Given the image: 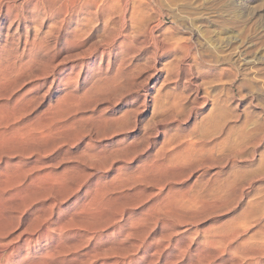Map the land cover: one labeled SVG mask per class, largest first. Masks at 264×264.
<instances>
[{
	"label": "rangeland",
	"instance_id": "374dc122",
	"mask_svg": "<svg viewBox=\"0 0 264 264\" xmlns=\"http://www.w3.org/2000/svg\"><path fill=\"white\" fill-rule=\"evenodd\" d=\"M9 1L0 185L20 176L1 186L0 234L41 223L77 251L22 263L264 264V0H107L108 21L102 0ZM23 127L41 129L27 142Z\"/></svg>",
	"mask_w": 264,
	"mask_h": 264
},
{
	"label": "bare ground",
	"instance_id": "6f19581e",
	"mask_svg": "<svg viewBox=\"0 0 264 264\" xmlns=\"http://www.w3.org/2000/svg\"><path fill=\"white\" fill-rule=\"evenodd\" d=\"M6 0H0V10H2V7H3V4H6V3H4ZM14 1V0H13ZM43 1V0H42ZM42 1H41V4L40 5H42ZM72 1V0H71ZM73 1H76V0H73ZM88 1V0H87ZM86 1V2H87ZM93 1H95V0H92V2ZM102 1H104L103 2V4L105 5V7H104V10L106 11H108V13H109V15H108V17H106L107 19V21H108V19H109V16L111 15L110 14V7H109V3L108 2H106L107 0H102ZM127 1V0H126ZM9 2H11V0L9 1ZM38 2H40V1H38ZM45 2V1H44ZM48 2V1H47ZM61 2V1H60ZM64 2V1H63ZM77 2V1H76ZM75 2V3H76ZM78 2H80L79 0H78ZM84 2V1H83ZM96 2V1H95ZM101 2V1H100ZM105 2L106 3H108V5L107 4H105ZM36 3V2H35ZM66 3V2H65ZM74 3V2H73ZM73 3H71L72 4V6L71 7H73ZM82 3V2H81ZM89 3H91L90 2V0H89ZM97 3V2H96ZM102 3V2H101ZM7 4H8V2H7ZM16 4V3H15ZM39 4V3H38ZM44 4V3H43ZM62 4V3H61ZM78 4V6H79V3H77ZM99 4V3H98ZM97 4V5H98ZM126 4H127V2H126ZM125 4V5H126ZM56 5H57V3H55V9H56ZM59 6H60V4H58ZM63 5H65L64 3H63ZM68 5V4H67ZM67 5H65L64 7V9L63 8H59V10H58V8L56 9V10H54V8L52 9V10H54L55 12H58V11H61V9H62V11H64L65 9H67L68 8V6ZM83 5V4H82ZM82 5H80V6H82ZM100 5H102V4H100ZM100 5H98L97 6V9L96 10H94L95 12H100V11H98V9L100 10L101 9V7H100ZM10 6V5H9ZM43 6H45V5H43ZM14 7V6H13ZM17 7V6H16ZM40 7V6H39ZM50 7V6H49ZM70 7V6H69ZM75 7V6H74ZM73 7V8H74ZM90 7V6H89ZM112 7H114V6H112ZM126 7H127V5H126ZM78 8V7H77ZM128 8V7H127ZM35 9V8H34ZM103 9V8H102ZM5 10V9H4ZM41 10V9H40ZM51 10V9H50ZM51 10V11H52ZM74 10V9H73ZM79 10H80V8H79ZM85 10V9H84ZM112 10V9H111ZM87 11V10H86ZM92 11V10H91ZM127 11V10H126ZM55 12H53V13H55ZM68 12V10H66V13ZM82 12V11H81ZM102 12V11H101ZM47 13V12H46ZM52 13V14H53ZM64 13H65V11H64ZM96 13V14H97ZM107 13V14H108ZM124 12H122V14H123ZM128 13V12H127ZM126 13V14H127ZM19 14V13H18ZM49 14V13H48ZM51 14V13H50ZM72 14L74 15V13L72 12ZM88 14V13H87ZM7 15H10V17L12 18V15H11V13H10V10H8V12H7ZM64 15H67V14H64ZM78 15V14H77ZM97 15H99V14H97ZM125 15V14H124ZM46 16V15H45ZM84 16V15H83ZM127 16V15H126ZM64 17V16H63ZM69 17V16H68ZM71 17V16H70ZM74 17V16H73ZM93 17V16H92ZM92 17H91V19H92ZM102 17V16H101ZM105 17V16H104ZM103 17V18H104ZM121 17V16H120ZM119 17V18H120ZM125 17V16H124ZM124 17L122 16V18H121V20L123 21L124 20ZM13 18H15V19H18L19 18V15H14L13 16ZM44 18V17H43ZM65 18V17H64ZM88 18H90V17H88ZM96 18V17H95ZM115 18V17H114ZM71 19V18H70ZM44 20V19H43ZM60 21H61V19H59ZM58 20V21H59ZM63 20V19H62ZM80 20V19H79ZM102 20V19H101ZM105 20V21H106ZM116 20V19H115ZM118 20V19H117ZM57 21V22H58ZM65 21H66V19H65ZM95 19L93 18V20H92V24H94L95 22ZM104 21V22H105ZM110 21L111 20H109V24H110ZM61 22H63V21H61ZM128 22V21H127ZM131 22H132V20H131ZM65 23V22H64ZM63 23V24H64ZM71 23V22H70ZM89 23V22H88ZM88 23H86L87 25H88ZM91 23V22H90ZM90 23H89V26H91L90 25ZM96 23H97V21H96ZM104 24H107L106 22L104 23ZM109 24H107V26H109ZM55 25H56V23H55ZM60 25H62V23L61 24H58V28L57 29H59V28H61V27H59ZM98 25V24H97ZM123 25V24H122ZM121 25V26H122ZM126 25V24H125ZM65 26V25H64ZM69 26V25H68ZM84 26V25H83ZM88 26V27H89ZM100 26V25H99ZM106 26V25H105ZM111 26V25H110ZM54 27H56V26H54ZM86 27V26H85ZM126 28H127V26H125ZM64 28V27H63ZM62 28V29H63ZM75 28V27H74ZM79 28V27H78ZM80 28H82V27H80ZM90 28V27H89ZM92 28V27H91ZM124 28V27H123ZM123 28H122V30H123ZM61 29V30H62ZM86 29V28H85ZM125 29V28H124ZM56 30V29H55ZM70 30V29H69ZM76 30V29H75ZM74 30V32H73V38H77V37H81L82 38V35L84 34V31H83V29H80V30H76L75 31ZM107 30V29H106ZM112 30V29H111ZM110 30V31H111ZM58 31H60V29L58 30ZM64 31V30H63ZM87 32H89L88 30H87ZM112 32V31H111ZM123 32V31H122ZM113 33V32H112ZM88 34V33H87ZM125 34V33H124ZM129 34V33H128ZM86 35V34H85ZM113 36H114V33H113ZM122 36V35H121ZM72 37V36H71ZM86 37V36H85ZM84 37V38H85ZM116 37H118V36H116ZM73 38H71V39H73ZM80 38V39H81ZM117 39V38H116ZM116 39L114 40V42L113 43H115V41H116ZM123 40V39H122ZM111 41V40H110ZM72 43V42H71ZM110 45H111V43H110ZM109 46V45H108ZM111 50V49H110ZM111 52V51H110ZM106 53V52H105ZM103 54V53H102ZM110 54V53H109ZM113 54V53H112ZM0 63H1V60H0ZM2 65V64H1ZM0 65V66H1ZM2 67V66H1ZM3 68V67H2ZM1 69V68H0ZM3 71V70H2ZM2 71H0V92H2V93H0V97L2 98V99H5V101H7L8 100V98L9 97H11V95H9L8 94V92L6 91V90H8V87H6L7 89H4L5 88V85L9 82L10 83V80H9V78H10V76L8 77V75H7V73H5L4 71H3V73H2ZM23 71V70H22ZM11 75V74H10ZM18 75V74H17ZM13 74H12V80H13ZM20 76V75H19ZM14 78H15V76H14ZM14 83H15V81H13ZM12 83V82H11ZM10 85V84H9ZM8 84H7V86H9ZM15 91V90H14ZM12 92H13V90H12ZM12 94V93H11ZM25 95V94H24ZM22 97V96H21ZM21 97H19L18 99H16V102H17V100H19ZM12 98V97H11ZM10 99V98H9ZM22 100H23V98H22ZM0 101H1V99H0ZM19 102H20V100H19ZM22 102V101H21ZM23 102H25V100L23 101ZM29 102V101H28ZM6 103H8V102H6ZM5 103V104H6ZM4 104V105H5ZM14 104H15V102H14ZM14 104H13V106L12 107H14ZM6 105H8V104H6ZM16 105H17V103L15 104V107H16ZM19 105V104H18ZM3 102H2V105H1V103H0V107H1V109H5V106H3ZM9 106V105H8ZM21 106H22V104H21ZM26 106V105H25ZM24 106V107H25ZM30 106V105H29ZM7 107V106H6ZM12 107H11V109H12ZM55 107V106H54ZM17 108H19V106L18 107H16V110H17ZM0 109V110H1ZM20 109H21V107H20ZM27 109H28V107H27ZM7 110H9V109H7ZM12 110H14V112H15V109H12ZM21 113H23V111L21 112ZM26 114V113H25ZM19 115V114H18ZM22 115V114H21ZM20 115V116H21ZM15 116H14V114L11 112V111H8V112H2V110H1V112H0V154H2V153H5V151H8V150H11L12 148H14V146H15V144H13L14 143V141H16V140H14V137H13V133L15 132V130L13 129V126H14V123L16 122H14V119H16V118H14ZM17 117V116H16ZM23 117V116H22ZM22 117H20V118H22ZM19 118V117H18ZM24 118V117H23ZM19 121V120H18ZM25 122V121H24ZM39 122V121H38ZM18 123V122H17ZM23 122H21V124H22ZM36 123V122H35ZM21 124H20V127H21ZM24 124V123H23ZM26 124V123H25ZM37 124V123H36ZM33 125H34V123H33ZM51 125V124H50ZM27 126H28V124H27ZM27 126H26V128H27ZM42 126V125H41ZM19 127V126H18ZM50 127V126H49ZM16 128H17V126H16ZM25 128V129H26ZM29 128H30V126H29ZM21 128H19V130H20ZM32 129V130H31ZM30 130H25L24 131V127H23V132L21 131V133H20V131H19V133L21 134V137H23V138H25V136H28L29 135V138L27 139V138H25V140L27 139V142H28V140L30 139V137L33 139V141H34V136H32V135H35L36 134V132H38V130H40L41 128H31ZM49 130V129H48ZM47 130V131H48ZM52 130V129H51ZM50 130V132H51V134H52V131ZM55 130V129H54ZM18 131H17V133H18ZM49 132V131H48ZM42 133H44V132H42ZM47 134V133H46ZM45 133L44 134H42V135H45V136H47ZM50 134V133H49ZM53 134H56V133H53ZM52 134V135H53ZM18 135V134H17ZM31 135V136H30ZM42 135H41V137H42ZM37 136H39V135H37ZM37 136H35V137H37ZM51 136V135H50ZM54 136V135H53ZM52 136V137H53ZM40 137V136H39ZM43 138V137H42ZM41 138V139H42ZM47 138H48V136H47ZM22 139V138H21ZM24 141V140H23ZM23 141H22V143H23ZM37 141V140H36ZM43 141V140H42ZM18 142V141H17ZM26 142V141H25ZM38 142V141H37ZM41 142V141H40ZM20 142H18V146L20 145V146H22V144H19ZM40 144V143H39ZM11 145H14L12 148H11ZM24 145V144H23ZM25 145H28V146H34L33 145V143L31 142V145L30 144H25ZM24 145V150L26 149V146ZM36 147V146H35ZM11 148V149H10ZM29 148H31V147H29ZM21 149V148H20ZM22 150H23V148H22ZM23 150V151H24ZM14 151H16V150H14ZM19 151V150H18ZM38 152V151H37ZM40 152V151H39ZM9 153H10V151H9ZM8 153V154H9ZM7 152L4 154L6 157H7ZM3 155V154H2ZM8 156H10V154L8 155ZM11 156H13V155H11ZM40 156V155H39ZM14 157V156H13ZM9 158V157H8ZM22 159H23V157H21ZM25 158V157H24ZM21 159V160H22ZM25 160V159H24ZM213 160V159H212ZM0 161H3V160H1V157H0ZM23 161V160H22ZM26 162H27V159H26ZM25 162V163H26ZM19 163H20V161H19ZM13 164H15V163H12V165ZM17 164V163H16ZM21 164V163H20ZM23 164V163H22ZM26 165H28V163H26ZM7 166V165H6ZM5 166V167H6ZM17 166H18V164H17ZM24 166H25V164H24ZM8 167H10V166H8ZM13 167V166H12ZM1 168V167H0ZM7 168V167H6ZM17 168V167H16ZM24 167L22 166V169H23ZM34 168V167H33ZM22 169H20V170H22ZM2 170V169H1ZM7 170V169H6ZM8 170H10V168L8 169ZM13 169H11V171H12ZM14 170H15V166H14ZM13 170V171H14ZM24 170V169H23ZM29 170V169H28ZM34 169H32L31 171H33ZM25 171V170H24ZM30 171V170H29ZM3 172V171H2ZM5 172V171H4ZM9 173H10V171H8ZM6 173V174H5ZM4 174V177H5V187H6V185L8 186V189H10L11 190V188H13V187H10L9 188V185H12L13 186V184H14V186H16V182H18V180H19V174H17V175H19V176H15V175H13V176H7V175H10V174H8L7 172H5ZM14 173V172H13ZM17 173V172H16ZM25 173H28V171L27 172H25ZM15 174V173H14ZM28 174H30V172L28 173ZM1 175V174H0ZM23 175H25V174H23ZM40 174H38V176H39ZM2 176V175H1ZM32 176H34V175H32ZM37 176V177H38ZM37 177H35V179L37 178ZM40 177V176H39ZM38 177V178H39ZM30 178H32V177H30ZM40 178H43V177H40ZM2 179H3V176H2ZM39 180V182H41V180L40 179H38ZM2 180H0V182H1ZM27 181H28V179H27ZM27 181L25 182V183H27ZM2 182H4V181H2ZM1 182V183H2ZM33 182H34V180H33ZM32 181H31V183H33ZM35 182H37V181H35ZM23 184V183H22ZM34 184L36 185V183H33V186H34ZM38 184L40 185L41 183H38L37 182V186H38ZM3 185V186H4ZM30 185V184H29ZM2 185H0V189L3 187H1ZM31 186V185H30ZM19 187V186H18ZM26 186H24V188H25ZM29 188V187H28ZM117 188V187H116ZM4 189V187L1 189V190H3ZM17 190V189H16ZM21 190H24V189H21ZM21 190H20V192H21ZM38 190V189H37ZM37 190H35V191H37ZM5 191H8L7 190V188L5 189ZM41 191H42V189L40 190V195H41ZM14 192V191H13ZM28 192V191H27ZM27 192H25V193H27ZM44 191H42V193H43ZM52 191H50V193H51ZM2 193V192H1ZM38 193V191L36 192V194ZM46 193L48 194V191H46ZM2 194H4V193H2ZM1 194V195H2ZM16 194H18V192H16ZM39 194V193H38ZM0 195V196H1ZM7 195H9V194H7ZM15 195V194H14ZM13 195V196H14ZM33 195H35V193H33ZM43 196H44V194H42ZM26 196V197H25ZM24 197H25V199L28 201V199H29V197L31 196V191H30V196L28 195V194H26ZM27 196H29L28 197V199H27ZM35 196H37V195H35ZM4 197H5V195H4ZM3 197V198H4ZM9 197V196H8ZM7 196H6V198H8ZM16 197V196H15ZM19 197V196H18ZM18 197H16V198H18ZM34 197V196H33ZM11 199H14V198H12V195H11V197H10ZM39 198V195L37 196V199ZM11 199H10V202H11ZM23 199V201L25 200L24 198H22ZM2 200V199H1ZM9 201V200H8ZM13 202L15 201V200H12ZM26 201V202H27ZM176 201V200H175ZM4 202L6 203V201H5V199H4V201H3V204H4ZM10 202H8V203H10ZM25 202V201H24ZM30 201H28L27 202V204L29 203ZM7 203V204H8ZM22 204H23V202H21ZM7 204H5L3 207H2V210H3V208L7 205ZM25 204H23V206H24ZM1 206H2V204L0 203V209H1ZM27 206V205H26ZM15 207V206H14ZM24 208H26V207H24ZM172 208V207H171ZM175 208V207H174ZM163 209V208H162ZM9 210V209H8ZM10 210H12V208L10 209ZM4 212V211H3ZM3 212H1L0 211V213L2 214ZM53 212V211H52ZM51 212V213H52ZM25 213V212H24ZM23 213V214H24ZM55 213V212H54ZM1 214H0V216H1ZM19 215V214H18ZM20 215H21V213H20ZM50 216L51 215H53V213L52 214H49ZM55 215V214H54ZM95 215V214H94ZM2 216H4V213H3V215ZM49 216V217H50ZM38 217V216H37ZM117 217V216H116ZM21 218V217H20ZM50 218H52V217H50ZM102 218V217H101ZM112 218H114V216L112 217ZM3 219V218H2ZM47 219H49L48 218V216H47ZM46 219V220H47ZM55 219V218H54ZM90 219H91V217H90ZM20 221H21V219H19ZM45 220V221H46ZM51 220V219H50ZM112 220V219H111ZM53 221H55V220H53ZM48 222V221H47ZM50 222V221H49ZM56 222V221H55ZM59 222V221H58ZM83 222V221H82ZM22 223V222H21ZM44 223V222H43ZM81 223V222H80ZM90 223V222H89ZM0 224H2V222L0 223ZM6 224H8V225H11L10 226V228L12 227V224H9V223H6ZM48 225H52V224H49V223H47ZM67 224H69V226H70V228H68L67 227V225L65 226V230L64 231H67L68 229H72V228H74V227H72V223H69V222H67ZM85 224V223H84ZM2 225H4V223L2 224ZM37 225H39V226H37ZM35 227L36 228H33V229H31V227H27V229L25 228V230H23V231H18V229L20 228L19 226H20V224H17V226H14V227H12L11 229H9V231H7V232H5V233H3L2 232V234H0V264H24V263H22V262H24L25 260H27L28 258H29V256L30 255H33V254H35L36 253V251H37V248H41V247H43V249H45V251H47L46 253H45V257L47 256V258L48 257H52L53 256V258H55V255H64V256H66L67 254H69L70 253V251H73V252H77L76 251V249H75V245H74V247H72V249L73 250H70V248L68 249V248H66L68 251H66V249H64V247H58V245H55L54 244V246H53V238H50V236L49 237H46V236H48L49 234H48V232H47V229H45L46 228V226L45 225H41V223L40 224H37ZM58 225H60V224H58ZM58 225H57V227H58ZM74 225H75V223H74ZM101 225V224H100ZM33 226V227H34ZM56 226V225H55ZM2 226H0V228H1ZM8 227V226H7ZM19 227V228H18ZM49 227V226H48ZM51 227V226H50ZM49 227V228H50ZM56 227V228H57ZM63 228H64V225L62 226ZM72 227V228H71ZM105 227V226H104ZM253 227V226H252ZM63 228H59V230L57 229V231H59L60 233H63L62 231H63ZM106 228V227H105ZM3 229L4 230H6L5 228H3L2 227V229H1V231H3ZM104 229V228H103ZM102 229V230H103ZM44 230H46V232L47 233H44L43 231ZM56 230V229H55ZM102 230H100V231H102ZM53 231H54V229H53ZM73 231V230H72ZM56 232V231H55ZM95 232V231H94ZM93 232V233H94ZM52 233V232H51ZM67 233V232H66ZM102 233V232H101ZM101 233H100V235H101ZM64 234V233H63ZM68 234V233H67ZM71 234V233H70ZM96 234H97V232H96ZM91 235V234H90ZM60 236V238H62L61 237V235H59ZM58 236V237H59ZM99 237V236H98ZM102 237V236H101ZM134 237V236H133ZM90 238H92V237H89V239ZM63 240H60V242H62ZM90 241V240H89ZM93 241V240H92ZM60 244V243H59ZM78 244V245H77ZM76 245L77 246H79V245H82L81 243L79 244V243H77ZM60 246H61V244H60ZM63 246V245H62ZM69 246V245H68ZM83 246V245H82ZM65 247H67V245L65 246ZM84 247V246H83ZM78 249V248H77ZM79 249H81L80 247H79ZM78 249V250H79ZM80 251V250H79ZM245 252V251H244ZM71 254V253H70ZM69 254V255H70ZM139 254V253H138ZM73 255V254H72ZM75 255V254H74ZM44 256H41L42 257V259H43V257ZM68 256V255H67ZM63 257V256H62ZM61 257V258H62ZM126 257V256H125ZM133 257H135V256H133ZM47 258H44L45 259V261H44V259L42 260V262H38V263H42L43 264V262H45V264H48V263H46L47 262ZM52 258V259H53ZM58 258V257H57ZM127 258V257H126ZM130 259H131V257H129ZM34 259V258H33ZM37 259V258H36ZM50 259V258H49ZM66 259V258H65ZM68 259V258H67ZM125 259V258H124ZM132 259H134V258H132ZM30 260V259H29ZM58 260V262L60 261V259H57ZM62 260V259H61ZM71 260V259H70ZM72 260H73V258H72ZM122 260V259H121ZM127 260H129L128 258H127ZM126 260V261H127ZM35 261V260H34ZM50 261V260H49ZM36 263H37V261H35ZM51 262V261H50ZM53 262V261H52ZM51 262V263H52ZM56 261L54 260V263H55ZM68 262H70V261H68ZM73 262V261H72ZM123 262V261H122ZM28 263V262H27ZM30 263L31 264H33L31 261H30ZM29 263V264H30ZM35 263V264H36ZM57 263V262H56ZM61 263V262H60ZM50 264V263H49ZM62 264V263H61ZM64 264H65V262H64ZM116 264V263H115Z\"/></svg>",
	"mask_w": 264,
	"mask_h": 264
}]
</instances>
